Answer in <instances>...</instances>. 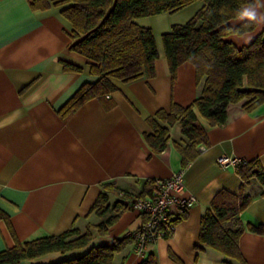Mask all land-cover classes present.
Here are the masks:
<instances>
[{
	"label": "crops",
	"instance_id": "0c3cea01",
	"mask_svg": "<svg viewBox=\"0 0 264 264\" xmlns=\"http://www.w3.org/2000/svg\"><path fill=\"white\" fill-rule=\"evenodd\" d=\"M33 1L0 0V210L8 216L0 219V251L17 241L58 235L73 226L85 231L89 224H98L102 218L91 209L107 182L137 194L147 181L170 178L182 169L186 186L181 193L194 196L195 204L186 211L170 209L175 231L150 244L145 256L138 255L135 243H130L116 255L114 264H141L150 254L159 264H240L200 242L202 218L223 189L251 196L240 214L245 225L240 249L247 264H264V233L247 227L264 226V185L256 177L245 181L236 167L219 163L229 157L258 160L264 167V103L250 112L242 103L230 105L224 126L211 125L195 109L209 145L185 168L175 145L184 143L179 124L171 127V141L161 153L145 140L153 132L148 120L158 110H169L173 101L188 106L202 93L204 80L197 82L192 63L182 64L173 81L162 37L174 25L193 18L204 2L135 19L155 34L159 50L155 76L130 82L112 78L116 91L92 98L62 118L59 110L99 76L91 73L90 59L71 49L73 26L62 14L64 5L35 10ZM245 10L255 14L256 27L227 37L238 47L264 32V0L247 4ZM248 20L239 16L231 24L236 27ZM63 61L83 71L66 70ZM144 220L133 208L121 215L109 235L93 230L94 239L85 249L51 252L22 264H51L82 256L92 247L136 231Z\"/></svg>",
	"mask_w": 264,
	"mask_h": 264
},
{
	"label": "trees",
	"instance_id": "16d2710c",
	"mask_svg": "<svg viewBox=\"0 0 264 264\" xmlns=\"http://www.w3.org/2000/svg\"><path fill=\"white\" fill-rule=\"evenodd\" d=\"M197 0H34L32 8L46 10L53 5L63 6L62 14L71 22V49L92 61L91 73L99 76L96 82L85 83L59 110L68 117L88 100L106 96L118 87L112 78L130 82L141 77H154L159 50L153 30L139 25L135 19L175 12ZM204 6L185 24H176L163 34V44L173 81L179 67L192 63L197 82L204 80L202 93L190 105L177 102L171 108L160 109L149 118L153 132L145 140L156 153L167 149L171 141V127L181 126L184 143L175 142L185 168L209 145L206 129L199 115L213 126H224L229 121V106L242 103V108L253 111L264 103V32L247 46L238 47L227 39L232 34L242 35L256 27L255 20L233 26L231 20L241 16L247 4L255 0H202ZM66 70L81 72L77 64L63 61ZM197 109L199 115L195 111ZM237 173L248 181L256 177L264 185V167L250 161L236 167ZM155 189V181L145 183L140 193H130L107 182L91 212L102 220L89 224L85 231L73 226L58 234L27 242L17 241L13 247L0 251V264H22L51 252L66 253L85 249L94 239V231L107 236L121 215L134 208V203ZM153 194V193H152ZM114 199V200H112ZM251 196L223 189L211 202L202 218L200 242L224 253L228 261L247 264L240 249V237L245 230L240 214L251 203ZM0 219L8 220L0 210ZM250 230L264 233V226L249 224ZM134 243L131 234L116 238L111 243L92 247L82 256L51 264H114L117 254ZM141 264H159L150 254Z\"/></svg>",
	"mask_w": 264,
	"mask_h": 264
},
{
	"label": "built area",
	"instance_id": "2783aa9c",
	"mask_svg": "<svg viewBox=\"0 0 264 264\" xmlns=\"http://www.w3.org/2000/svg\"><path fill=\"white\" fill-rule=\"evenodd\" d=\"M219 163L223 166H241L247 161L237 158L222 157ZM154 193L148 197H141L134 203V209L144 216L143 224L132 235L135 252L145 256L147 247L166 238L176 229V224L170 216V209L177 207L182 211L191 208L196 198L182 195L186 181L184 170H179L167 179H155Z\"/></svg>",
	"mask_w": 264,
	"mask_h": 264
},
{
	"label": "clouds",
	"instance_id": "9594fccd",
	"mask_svg": "<svg viewBox=\"0 0 264 264\" xmlns=\"http://www.w3.org/2000/svg\"><path fill=\"white\" fill-rule=\"evenodd\" d=\"M241 16L242 17H247L249 20H255L256 19L255 14L249 12L248 10H245L244 12H242Z\"/></svg>",
	"mask_w": 264,
	"mask_h": 264
}]
</instances>
